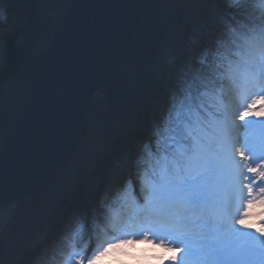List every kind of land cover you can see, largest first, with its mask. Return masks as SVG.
Masks as SVG:
<instances>
[{"label":"trees","instance_id":"trees-1","mask_svg":"<svg viewBox=\"0 0 264 264\" xmlns=\"http://www.w3.org/2000/svg\"><path fill=\"white\" fill-rule=\"evenodd\" d=\"M36 2L45 7L32 6ZM232 3L148 0L111 85L96 91L54 177L0 208V264H62L76 245L89 243L98 225L110 221L106 207L128 202L130 171L152 176L168 157L177 174L173 161L188 163L185 155L194 139L209 143L202 130L214 127L208 108L224 107L226 83L239 97L249 87L255 72L253 48L264 40V22L247 14L253 2L238 13L227 10ZM68 10L65 0H0V35L4 38L33 15L36 34L51 36ZM5 49L3 42L0 63ZM32 63L18 70L11 86L19 111L4 115L0 110L2 137L17 123ZM136 123L152 136L154 147L147 142L141 151L131 149L128 130ZM123 175L128 177L121 188Z\"/></svg>","mask_w":264,"mask_h":264},{"label":"rangeland","instance_id":"rangeland-1","mask_svg":"<svg viewBox=\"0 0 264 264\" xmlns=\"http://www.w3.org/2000/svg\"><path fill=\"white\" fill-rule=\"evenodd\" d=\"M249 2H253L252 10L247 11L250 18L264 22V0H233L227 10L238 13L245 9ZM35 5L38 8L45 7L44 3L32 4V6ZM65 5L66 9L70 8L69 0H65ZM31 18L33 15L23 20L20 28L8 31L4 38L0 35V44L3 42L6 44V49L3 51L4 60L0 63V110L4 115L9 111L15 114L19 111V104L13 102L11 98V86L14 85L13 81L18 70L20 68L22 70L23 67L27 68L32 60L34 62L36 56L46 49L50 38V36L36 34ZM256 49L259 55L253 62L258 74H255V82L251 83L253 84L251 90L239 97L226 83L225 88L229 91V101L222 108L215 104L208 108V112L215 122L223 115V119L221 118L220 121L222 120L226 126L230 127L229 133L223 130L220 133L212 127L203 128V131L206 132L204 135H207L210 141V143L205 141L208 143V148L200 146L194 140L192 150L185 155L187 166L177 163L176 159L173 161L177 172L176 177L170 172L171 166L166 165L165 162L164 166L151 177H144L138 171H130L134 199L127 205L126 214L120 224L123 230L110 231L109 235L101 238L90 234L88 236V242H90L87 245H76L77 253L72 254L62 264H88L92 260L90 257L95 252L103 250L108 243H115L123 239L124 233L132 232H136L137 235L150 236L157 245H168V253L173 258L180 248H184L179 264H192V253L195 251L189 246H184L180 236L171 238L159 232L161 229L164 230V233L170 232L167 221L172 218L179 221L182 217L179 216L180 213L190 209L201 211L198 215L199 219L194 223H198V221L203 223L200 231L203 236L199 240L209 251L213 264H264V237L239 227L242 222L240 210L244 200L245 169L249 163L254 164L259 160H264V119L249 117L243 120L241 118L245 114L244 106L252 105L254 108H259L264 104V100L261 99L264 97V42ZM26 86L28 95L30 86L28 84ZM138 134L141 138L138 137ZM3 139L4 137L0 134V147L3 144ZM127 139L131 149L141 151L148 143L151 147L155 146L152 136H149L143 126L137 123L128 130ZM231 142L234 144L232 145ZM103 152L106 154L107 150ZM241 153H246L251 157V160L249 161L247 157L242 158ZM166 160L169 161V164L172 162L170 159ZM53 172L49 178L54 177ZM122 182V180L119 182L120 186ZM260 186L264 187V185ZM145 187H148L149 191L145 196L146 199L141 201ZM137 203L141 204L140 208ZM10 204L1 205L0 208ZM174 204H176V208L172 209ZM145 205H149L153 209L158 208L164 214L167 213L163 215L166 222L155 221L154 215L156 214L154 213H152L153 220H148L146 212H143L144 216L135 217L137 212L146 209ZM3 214L1 215L3 216ZM160 216H162L161 213ZM204 217H209L210 220L204 221ZM241 236L245 237L243 249L247 245H251L258 254H262L263 258L255 257L243 249L240 252L234 250ZM150 247H152L150 243L142 248H136L135 245H121L122 250L129 251L133 255L125 260L119 250H109L106 257H101L98 260L105 264L107 262L121 264L122 261L123 264H129L130 260L135 264H157L155 259L147 260L142 255L144 250ZM196 262L198 263V261ZM13 264H20L19 260L13 261ZM169 264H173V262L170 261Z\"/></svg>","mask_w":264,"mask_h":264},{"label":"water","instance_id":"water-1","mask_svg":"<svg viewBox=\"0 0 264 264\" xmlns=\"http://www.w3.org/2000/svg\"><path fill=\"white\" fill-rule=\"evenodd\" d=\"M30 70V91L0 147V206L46 183L72 147L96 91L107 88L148 0H69Z\"/></svg>","mask_w":264,"mask_h":264},{"label":"snow or ice","instance_id":"snow-or-ice-1","mask_svg":"<svg viewBox=\"0 0 264 264\" xmlns=\"http://www.w3.org/2000/svg\"><path fill=\"white\" fill-rule=\"evenodd\" d=\"M264 100V97H261ZM254 103V101H253ZM245 114L242 115V119L255 118L264 119V104L259 108H254L252 105L244 106ZM241 157H247L250 161L251 157L246 153H241ZM246 176L243 185L244 200L241 205L240 217L242 222L239 227L246 229L247 231L255 233L257 236L264 237V160H259L256 163H249V166L245 169ZM259 210H256V209ZM119 211V209H117ZM139 241H146L150 243L152 247L144 250L142 255L147 260L155 259L157 264H169L170 261L173 264H179L181 254L184 252V248H180V251L176 253L173 258L168 253V245H157L156 241L151 240L150 236L139 234L136 232L124 233V238L115 243H108L103 250L95 252L90 259L98 260L101 257H106L109 250H119L120 255L125 258H129L133 253L124 251L120 248L121 245H137ZM119 245L114 247V245ZM174 247V245H173ZM126 260V259H125ZM123 264V261L121 262Z\"/></svg>","mask_w":264,"mask_h":264},{"label":"bare ground","instance_id":"bare-ground-1","mask_svg":"<svg viewBox=\"0 0 264 264\" xmlns=\"http://www.w3.org/2000/svg\"><path fill=\"white\" fill-rule=\"evenodd\" d=\"M139 135V134H138ZM139 138H141L140 137V135L138 136ZM128 176H130V175H128ZM127 175H123L121 178H120V181L121 180H124L125 179V177H128ZM176 204H174V206H175ZM193 210V211H192ZM190 212H185V211H182V218L183 219H187V218H190L191 219V217L193 216V215H195V216H198L199 214H200V210H196V209H192ZM203 220L204 221H209L210 220V218L209 217H204L203 218ZM170 222L172 223V224H174V225H176V223H181L180 224V226H182V228H180L181 230H183L182 232H176V231H174V232H171V233H164V230L163 229H161V230H159V232L161 233V234H164L165 236H167V237H178V236H181L182 235V233L183 234H187L188 236L190 235V234H193V233H191L192 232V230H194V229H197V230H195V231H198L199 233H198V236H199V238L201 239V237L203 236V233L202 232H200V229H201V227H202V224L200 223V221L198 222V223H196V224H198V225H195L194 223L192 224V223H190L189 221L187 222L186 220H181V221H178V219H171L170 220ZM186 236V235H185ZM190 237H192L191 235H190ZM196 238H197V235H196ZM199 241V239H195L194 240V243L195 242H198ZM244 242H245V237L243 236H241L240 237V239H238V244H237V247H235V249L234 250H236L237 252H240L241 251V249H243V244H244ZM243 250H245L246 252H250L251 254H253L255 257H260V259L261 258H263V256H262V254H258L257 253V250L253 247V246H251V245H247L246 247H245V249H243ZM192 259H193V262H192V264H213L212 262H211V260H212V258H211V255H210V253H209V251L206 249V247L205 246H199V247H197V248H195V252L194 253H192ZM196 261H198V263L196 262Z\"/></svg>","mask_w":264,"mask_h":264},{"label":"clouds","instance_id":"clouds-1","mask_svg":"<svg viewBox=\"0 0 264 264\" xmlns=\"http://www.w3.org/2000/svg\"><path fill=\"white\" fill-rule=\"evenodd\" d=\"M147 245H148V243L146 241H139L137 243V245H136V248H142V247H145ZM118 246H119L118 244L117 245H114V247H118ZM88 264H98V261L95 260V259H92V260H90L88 262ZM107 264H112V262H107ZM129 264H135V262L130 260L129 261Z\"/></svg>","mask_w":264,"mask_h":264}]
</instances>
